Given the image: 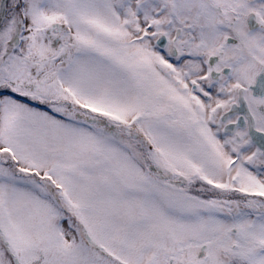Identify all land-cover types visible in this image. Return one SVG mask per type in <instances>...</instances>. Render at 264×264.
Returning <instances> with one entry per match:
<instances>
[{
  "label": "snow or ice",
  "instance_id": "6c2138e0",
  "mask_svg": "<svg viewBox=\"0 0 264 264\" xmlns=\"http://www.w3.org/2000/svg\"><path fill=\"white\" fill-rule=\"evenodd\" d=\"M0 264H264V0H0Z\"/></svg>",
  "mask_w": 264,
  "mask_h": 264
}]
</instances>
